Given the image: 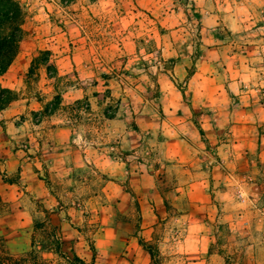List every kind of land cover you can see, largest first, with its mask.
<instances>
[{"label": "rangeland", "instance_id": "374dc122", "mask_svg": "<svg viewBox=\"0 0 264 264\" xmlns=\"http://www.w3.org/2000/svg\"><path fill=\"white\" fill-rule=\"evenodd\" d=\"M93 1L19 0L0 137L47 198L0 197V260L264 264V0ZM45 126L80 165L45 171Z\"/></svg>", "mask_w": 264, "mask_h": 264}, {"label": "crops", "instance_id": "0c3cea01", "mask_svg": "<svg viewBox=\"0 0 264 264\" xmlns=\"http://www.w3.org/2000/svg\"><path fill=\"white\" fill-rule=\"evenodd\" d=\"M95 2V1H90ZM17 59L14 61H19L18 56ZM13 61V62H14ZM31 61V60H30ZM17 65L15 68H13L12 73L18 72V69L22 68V65L19 64V62H16ZM12 64L9 66L7 72H5L3 75H0V81H2V77L6 76V73L12 69ZM77 65V62H76ZM3 85V84H2ZM8 87H12L14 84L10 81H7L6 84ZM45 131L47 135H50L49 138H45L44 145H43V152L44 156L41 157V159H44L46 162L45 171L49 173L51 176H54L59 169L57 167V163L55 161V158L57 157L60 162H63V164L71 165V161L74 158L77 162L74 163V165H80L83 162V155H82V147H76L69 145H63L59 144L53 139V136L59 132V131H65V128H60V126H51L46 127ZM39 131L38 133H40ZM4 134L3 128L0 126V136L1 134ZM2 137H0V197L1 200L5 201V206L8 208H14V206L17 208L16 211H23L24 208L20 207L21 201H23L24 196H28L27 194L33 195L35 198V201L37 200L43 201L42 198H44V202H46V195L47 192H45V189H42L41 186L43 185V181L40 179L42 172L44 171L42 168L38 167V161L40 160L36 156H31L29 153H35V150H39L40 147L39 142L36 143L35 146H31L27 148V151L22 149H13L10 147V140L6 142H2ZM5 143V144H4ZM69 147V148H68ZM72 151H69V150ZM81 154V155H80ZM55 157V158H54ZM81 160L78 161V160ZM66 165H64L65 167ZM7 177H16L18 180V183H24L26 184L25 190L27 191L24 193V190L18 189V185L16 182H8L5 181L4 178ZM39 190L42 191V194H39ZM44 190V191H43ZM44 196V197H42ZM42 197V198H41ZM34 205V204H33ZM49 205V204H46ZM44 205V206H46ZM48 206H46L47 208ZM51 210V209H50ZM15 217V218H14ZM34 218L36 216L34 215ZM1 219V218H0ZM8 219V221H7ZM3 220V219H2ZM24 222L21 218H18L16 214L9 213L5 216V222ZM64 222V220L59 221ZM66 224V223H65ZM63 223V226H65Z\"/></svg>", "mask_w": 264, "mask_h": 264}, {"label": "trees", "instance_id": "16d2710c", "mask_svg": "<svg viewBox=\"0 0 264 264\" xmlns=\"http://www.w3.org/2000/svg\"><path fill=\"white\" fill-rule=\"evenodd\" d=\"M73 0H62L67 3ZM93 1V0H90ZM23 7L19 0H0V75L5 73L9 65L13 61L19 49V43L22 40L23 31ZM44 64L45 62H42ZM0 86V91H2ZM11 98H4L0 93V107L9 102ZM149 252L151 259L155 258L154 250L150 245L142 243ZM4 257L0 260V264H7ZM21 259V258H20ZM81 264L84 262L78 259ZM157 264V263H152Z\"/></svg>", "mask_w": 264, "mask_h": 264}]
</instances>
